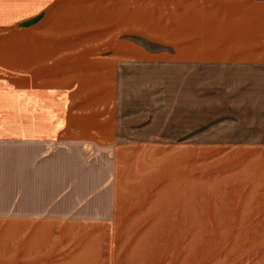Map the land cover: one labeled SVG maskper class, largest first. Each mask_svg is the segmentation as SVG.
<instances>
[{
  "label": "crops",
  "instance_id": "1",
  "mask_svg": "<svg viewBox=\"0 0 264 264\" xmlns=\"http://www.w3.org/2000/svg\"><path fill=\"white\" fill-rule=\"evenodd\" d=\"M187 1L70 0L74 6L62 15V0H0V26L22 17L10 29L0 27V40L26 38L20 47L0 42V264H92L94 205H117L132 181L133 162L153 154L152 144L119 136L112 105L114 71L99 67L111 57L99 50L111 45L116 58L122 57L123 47L115 39L124 32L178 42L179 18L193 25L183 38L196 36L194 47L185 46L177 57L239 63L264 59V1L245 0L256 2L225 17L207 13L201 8L204 1ZM196 5L194 17L185 15ZM41 14L37 23L18 30L20 23ZM214 17L215 31L226 28L245 36H231L235 41L226 49L219 47L221 36L204 40V23ZM75 33H85V39H52ZM64 59L70 60L76 78L41 76L48 63L64 65ZM256 144L246 146H261L264 154V142ZM135 215L127 213V228ZM117 229L103 232L111 244Z\"/></svg>",
  "mask_w": 264,
  "mask_h": 264
},
{
  "label": "rangeland",
  "instance_id": "2",
  "mask_svg": "<svg viewBox=\"0 0 264 264\" xmlns=\"http://www.w3.org/2000/svg\"><path fill=\"white\" fill-rule=\"evenodd\" d=\"M200 1L207 13L223 17L256 2ZM73 4L62 0L61 14ZM197 11L196 5L185 15L194 17ZM42 16L20 23L18 30ZM20 18H8L1 29L12 28ZM179 20L178 42L124 32L115 39L123 47L122 57L116 58L111 45L98 51L111 57L99 67L114 71L112 105L119 136L152 144L153 154L133 162L132 181L117 205H94L92 264H264V154L261 146H246L264 142V59L239 63L177 57L185 46L194 47L196 36L185 40L193 25ZM215 22L216 17L204 23V40L221 36L219 47L226 49L235 41L231 36H245L226 28L215 31ZM53 37L80 41L85 33ZM25 39L14 35L0 42L20 47ZM69 61L48 63L41 76L73 79L78 73ZM130 211L136 215L127 228L131 218L124 219ZM110 226L119 230L113 232L114 244L103 235Z\"/></svg>",
  "mask_w": 264,
  "mask_h": 264
}]
</instances>
